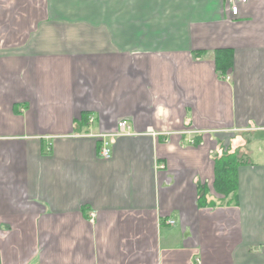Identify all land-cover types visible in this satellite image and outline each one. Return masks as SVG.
<instances>
[{"label": "crops", "instance_id": "obj_1", "mask_svg": "<svg viewBox=\"0 0 264 264\" xmlns=\"http://www.w3.org/2000/svg\"><path fill=\"white\" fill-rule=\"evenodd\" d=\"M229 3L0 0V264H264V161L214 189L264 136V0Z\"/></svg>", "mask_w": 264, "mask_h": 264}, {"label": "trees", "instance_id": "obj_2", "mask_svg": "<svg viewBox=\"0 0 264 264\" xmlns=\"http://www.w3.org/2000/svg\"><path fill=\"white\" fill-rule=\"evenodd\" d=\"M199 55V54H197ZM216 71L221 78H226L233 68L234 53L232 49H218L215 53ZM87 120V117L83 118ZM215 162V178L214 189L216 193L222 195L224 198L229 197L231 194L238 190V170L245 164L244 158H241L238 153H231L225 151L221 156L214 158ZM199 199L198 206H207L206 195L208 190L204 186H198Z\"/></svg>", "mask_w": 264, "mask_h": 264}, {"label": "built area", "instance_id": "obj_3", "mask_svg": "<svg viewBox=\"0 0 264 264\" xmlns=\"http://www.w3.org/2000/svg\"><path fill=\"white\" fill-rule=\"evenodd\" d=\"M231 4V12L234 15L238 14V10L239 7L237 5L238 0H229ZM241 3L246 2L247 0H239ZM132 127H131V123L130 120L128 119H122L118 122L117 124V131L116 133L112 134V135H100V139L102 140V148H101V157L105 158V159H109L111 156V149H110V142L108 141L107 137L111 136V137H118V136H130L133 135L132 132ZM191 144H194V142L192 141ZM90 217L93 220L95 217L94 213H90ZM173 223V222H170Z\"/></svg>", "mask_w": 264, "mask_h": 264}, {"label": "rangeland", "instance_id": "obj_4", "mask_svg": "<svg viewBox=\"0 0 264 264\" xmlns=\"http://www.w3.org/2000/svg\"><path fill=\"white\" fill-rule=\"evenodd\" d=\"M247 140L248 139L244 140V142H245L244 148L243 149H239L242 152H240L238 150H235L236 153H238V154L242 153L243 154L244 160L246 161L245 163H249V162L260 163V162H263L264 161V136L259 135L257 140H256V142H255V145H251L250 143H248ZM252 146L254 148H252ZM250 149H252V151H254V152L251 155H249V156L245 155L248 151H250ZM222 154H223V152H222ZM240 156H242V155H240Z\"/></svg>", "mask_w": 264, "mask_h": 264}]
</instances>
